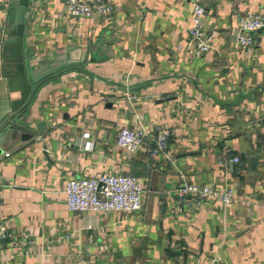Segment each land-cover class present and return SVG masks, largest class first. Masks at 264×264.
I'll use <instances>...</instances> for the list:
<instances>
[{"label": "crops", "instance_id": "1", "mask_svg": "<svg viewBox=\"0 0 264 264\" xmlns=\"http://www.w3.org/2000/svg\"><path fill=\"white\" fill-rule=\"evenodd\" d=\"M110 1L112 14L87 19L30 0L19 35L0 0V124L28 104L23 125L0 131V264H264V31L248 48L232 38L264 0ZM158 124L171 139L155 156ZM124 127L149 133L132 157L116 144ZM104 173L139 177L144 208L70 211L66 181ZM183 180L236 200L181 202Z\"/></svg>", "mask_w": 264, "mask_h": 264}, {"label": "built area", "instance_id": "2", "mask_svg": "<svg viewBox=\"0 0 264 264\" xmlns=\"http://www.w3.org/2000/svg\"><path fill=\"white\" fill-rule=\"evenodd\" d=\"M115 11L110 0H66L64 12L73 18L96 19L106 17ZM264 31V15L249 13L242 17L239 26L232 34L233 40L241 47H251L255 34ZM209 25L206 10L200 3H195L190 39L196 44L199 54L207 52L211 45L208 40ZM152 155L166 152L171 139V130L164 125H156L153 130ZM149 133L135 127L122 128L117 136L116 144L127 157H132L145 143ZM86 147H91L86 144ZM239 162V157L234 158ZM2 179H0V184ZM179 201H187L195 206L206 202H219L230 205L236 200L232 187L217 190L209 185L183 180L173 190ZM67 207L77 213L135 212L144 208L145 187L139 177L130 174H99L94 177H73L64 185ZM10 234L0 226V239ZM207 264H219L215 260Z\"/></svg>", "mask_w": 264, "mask_h": 264}, {"label": "water", "instance_id": "3", "mask_svg": "<svg viewBox=\"0 0 264 264\" xmlns=\"http://www.w3.org/2000/svg\"><path fill=\"white\" fill-rule=\"evenodd\" d=\"M12 23L14 24L15 34L21 35L24 30V19L27 8L30 4V0H12ZM33 93H31L29 100L32 98ZM28 100V101H29ZM27 103L21 106L19 109L10 113L7 118L0 124V131L11 121H15L19 125H23L24 123V115L27 112ZM20 128L21 126H17ZM40 127V125H39ZM29 136H32L31 134ZM2 153V149H0V154ZM256 160H254L255 162Z\"/></svg>", "mask_w": 264, "mask_h": 264}]
</instances>
